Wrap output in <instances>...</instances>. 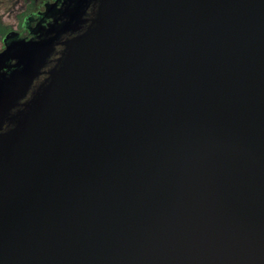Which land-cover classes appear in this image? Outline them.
<instances>
[{
  "label": "water",
  "instance_id": "obj_1",
  "mask_svg": "<svg viewBox=\"0 0 264 264\" xmlns=\"http://www.w3.org/2000/svg\"><path fill=\"white\" fill-rule=\"evenodd\" d=\"M90 1L0 75V264H264V0Z\"/></svg>",
  "mask_w": 264,
  "mask_h": 264
},
{
  "label": "flooded vegetation",
  "instance_id": "obj_2",
  "mask_svg": "<svg viewBox=\"0 0 264 264\" xmlns=\"http://www.w3.org/2000/svg\"><path fill=\"white\" fill-rule=\"evenodd\" d=\"M36 2L38 5L32 11L27 12L22 18L20 17L17 25L15 27L12 26L3 37H0V75L9 77L12 72L22 67V65L18 64V59L13 57L14 55H9L17 52L20 42L42 41L46 45L55 36L57 40L70 38L82 30L61 31L63 24L70 18V10L75 9V7L78 8L73 12L75 15L74 21L78 19L77 16L80 14L81 19L90 18L94 10V4L91 1L89 2V0H83L80 3L73 2V0H36ZM82 25L85 26V24ZM62 50V45L54 47L47 57L48 62L43 70H49L53 66L54 60L60 55ZM45 77L46 74H42L35 79L28 96L22 101L30 97L31 91Z\"/></svg>",
  "mask_w": 264,
  "mask_h": 264
},
{
  "label": "rangeland",
  "instance_id": "obj_3",
  "mask_svg": "<svg viewBox=\"0 0 264 264\" xmlns=\"http://www.w3.org/2000/svg\"><path fill=\"white\" fill-rule=\"evenodd\" d=\"M26 8V0H0V16L4 23L13 27L17 25L18 19L22 18L20 12Z\"/></svg>",
  "mask_w": 264,
  "mask_h": 264
},
{
  "label": "trees",
  "instance_id": "obj_4",
  "mask_svg": "<svg viewBox=\"0 0 264 264\" xmlns=\"http://www.w3.org/2000/svg\"><path fill=\"white\" fill-rule=\"evenodd\" d=\"M37 5L36 0H26V10L21 13V16H24L27 12L32 11ZM11 28L12 26L4 23L2 17L0 16V37H3Z\"/></svg>",
  "mask_w": 264,
  "mask_h": 264
}]
</instances>
